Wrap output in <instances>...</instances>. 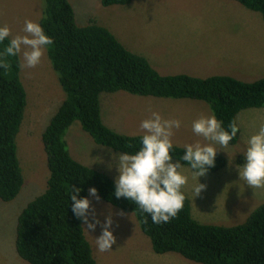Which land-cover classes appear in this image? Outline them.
I'll list each match as a JSON object with an SVG mask.
<instances>
[{"label":"trees","instance_id":"1","mask_svg":"<svg viewBox=\"0 0 264 264\" xmlns=\"http://www.w3.org/2000/svg\"><path fill=\"white\" fill-rule=\"evenodd\" d=\"M235 1L264 19V0ZM131 2L101 0L104 7ZM39 23L53 39L46 50L66 98L43 133L50 177L44 193L32 200L18 218V255L30 264H97L83 221L72 212L69 193L74 185L83 189L81 196H88V189L96 187L103 201L134 213L158 254L178 253L200 264H264V204L236 226L203 224L193 217L192 203L185 193L178 214L167 223L155 224L131 201L117 199L113 178L76 160L67 141L68 130L79 121L98 145L115 152L138 150L142 135L118 133L102 117V94L119 91L203 101L227 128L232 121L237 122L243 110L264 108V78L245 82L225 75H162L146 57L128 50L106 27L94 21L80 26L70 0H45ZM3 47L0 45V49ZM7 64V68H0V199L11 202L25 184L18 137L26 113L27 91L19 58L8 57ZM239 140L238 133L230 145H237ZM183 150L175 145L176 158ZM227 163L217 153L216 164L207 174L222 170ZM242 163L243 155L238 157V164Z\"/></svg>","mask_w":264,"mask_h":264},{"label":"rangeland","instance_id":"2","mask_svg":"<svg viewBox=\"0 0 264 264\" xmlns=\"http://www.w3.org/2000/svg\"><path fill=\"white\" fill-rule=\"evenodd\" d=\"M70 1L80 26L89 25L94 21L106 27L128 50L146 57L162 75L187 73L196 77L201 73L228 74L226 67L229 66L225 64L237 65L236 59L228 61L217 57L215 62L219 66H225L221 67L220 71L191 69L203 64V54H198V44L204 46L207 42H213L214 50H226L231 53L233 48L238 50L239 61L243 66L240 67L245 69L244 75H255L244 77L242 81L254 82L264 77V19L260 13L245 8L235 0H224V3L222 0H132L128 5L109 7H104L101 0ZM44 4L45 0H0V24H7L13 36L23 34L25 20L40 21ZM237 19L241 24L240 30L236 29L240 24H233V20L235 22ZM244 20L247 21L246 28L245 25L243 27ZM224 32L237 34L236 38L231 37V42H227L230 47H227V43L219 45L220 40H216ZM224 41L226 40L223 39L222 42ZM166 59L170 64L164 63ZM246 65L250 68L259 66V72L257 69L250 70ZM21 78L27 91V107L18 137V156L25 184L14 201L4 202L0 199V264H30L23 260L16 250L18 218L23 209L47 188L50 171L43 133L66 98L59 75L53 68L46 49L39 65L35 68H22ZM140 97L143 96L131 95L124 91L103 93L104 122H110L111 119L117 123L120 127L115 131L118 133L143 135L139 125L150 115L149 108L158 111L163 106L165 111L171 112V115L168 114L165 118H177L182 121L181 128L175 130L172 137L174 145L184 148L186 143L197 140L204 142L202 137H197L192 132L191 124L193 120L205 114V106L206 114L212 113L207 103L192 99L154 97H147L149 99L142 103L136 100L128 102L129 98ZM125 98L127 101L123 103ZM237 122L240 127L239 143L218 151V154L227 159V166L200 178V182L207 187L199 196L195 197L192 191L191 186L196 181L191 178L184 188L192 203L193 217L200 223L236 226L244 223L254 210L264 204V188L253 189L245 185L240 181L236 168L238 157L246 148L247 137L253 134L259 125L264 124V108L243 110L238 115ZM67 136L75 145L76 160L82 164L89 163L91 167L103 172L107 168L103 166L105 162L101 159L106 158L115 164L112 157L106 153L114 151L95 143L79 121L70 127ZM98 154L103 156L98 158ZM229 156L234 160L231 166ZM185 173L191 177L190 170H185ZM89 198L96 213H103L99 215L101 221L112 215V230L117 241L112 246V251L100 253L95 246V237L101 234L102 227L98 225L90 233L84 228L97 264H200L178 253H156L134 213L125 212L102 199L97 201L94 197Z\"/></svg>","mask_w":264,"mask_h":264},{"label":"clouds","instance_id":"3","mask_svg":"<svg viewBox=\"0 0 264 264\" xmlns=\"http://www.w3.org/2000/svg\"><path fill=\"white\" fill-rule=\"evenodd\" d=\"M22 32L13 36L7 24H0V45H4L0 49V68L8 67V57H18L21 68H35L41 63L46 47L53 44L52 37L37 21L25 20ZM149 112L150 115L139 125L143 135L138 150L134 153H113L115 164L109 163L108 167L110 170L115 167L118 172L114 181V196L131 201L143 213L150 215L153 223L163 224L183 208L184 188L190 178L196 181L191 186L195 197L207 187L200 182V178L215 166L218 151L230 145L240 127L234 120L225 128L224 122L215 113L202 114L192 121L191 130L204 142L186 143L183 154L176 158L172 137L175 130L181 128L182 121L165 118L151 108ZM245 144L246 148L241 153L243 163L236 165L240 181L253 189L264 188V124L247 137ZM233 162L230 157L229 165ZM186 168L190 170L191 177L185 173ZM82 191V188L72 185L69 193L72 212L84 222L87 232L94 231L98 225L102 227L101 234L95 237L98 252L112 251L117 242L112 230L113 217L108 215L101 221L99 215L103 213L98 215L93 208L89 197L97 201L101 199L96 187L88 189V196H81Z\"/></svg>","mask_w":264,"mask_h":264},{"label":"crops","instance_id":"4","mask_svg":"<svg viewBox=\"0 0 264 264\" xmlns=\"http://www.w3.org/2000/svg\"><path fill=\"white\" fill-rule=\"evenodd\" d=\"M222 3H224V0H222ZM225 4H227V3H225ZM246 22L247 21H245L244 20V22H243V27H244V25H245V28H246ZM248 22H250V20L248 21ZM233 24H240V21H239V19H237L235 22H234V20H233ZM240 26H241V24L239 25V26H236V29L237 30H240ZM236 35L237 34H230L229 32H224L223 34H221L220 36H218V39H216V40H220V42H219V45H221L222 43L223 44H226L227 42H231L230 40V38L231 37H233V38H236ZM217 38V37H216ZM226 40V41H224V42H222V40ZM199 45V48H198V54L199 53H201V54H203L202 55V57H201V61H202V66H199V67H197V68H194V67H191V69H193V70H200V71H206V70H214V71H220L221 70V67H225L224 65H218L215 61H216V58L217 57H222V58H224V59H226V60H228V61H233V60H235L236 59V62H237V65L236 64H225V65H227V66H229V67H226L227 68V71H229L228 72V74L227 73H218V74H207V75H203L202 73L199 75V76H196V77H201V78H206V77H211V76H216V75H225V76H232V77H235V78H237V79H240V80H243V78L244 77H248V78H250V77H253V76H255V75H253V76H249V75H244V73H245V69L244 68H242L243 66L240 64V55L238 54V50L237 49H235V48H233L234 50H233V52L231 53V52H229V51H222V50H214V48H213V45H214V43L213 42H207L206 44H204V46L202 45V44H198ZM227 47H230L229 46V43H227ZM205 52H211V53H205ZM164 63L165 64H170V61H167V59L166 60H164ZM245 64H246V61H245ZM240 66H242V67H240ZM250 70H252V69H257V71H258V67L260 66V64H259V66L258 67H256V66H253V68H250L248 65H246ZM165 67H163V69H164ZM233 68H237V69H233ZM244 72V73H243ZM259 72V71H258ZM179 74V73H178ZM183 74H185V73H183ZM187 74V73H186ZM231 74H234L235 76H233V75H231ZM243 74V75H242ZM172 75H177V74H172ZM261 78H264V77H260V79ZM149 98H147V97H140V98H129V103H130V101L132 102H135V100H136V102H139V103H142L143 101H147ZM101 100H102V97H101ZM126 101H127V98H125V101L123 102V103H126ZM196 106H199V105H194V107H196ZM162 108H159L158 109V112L164 117V116H168V114H169V116L171 115L170 113V111H165V108L163 107V106H161ZM206 107V106H205ZM205 107L203 108V112L206 114V112H205ZM102 108H103V104H102ZM211 110V109H210ZM207 111H209V110H207ZM110 112H111V109H110ZM111 114H112V112H111ZM105 122H106V120H105ZM107 124H108V126L109 127H114V130L116 129V128H118V127H120L117 123H114V122H112V120L110 119V122L109 121H107L106 122ZM71 137V136H70ZM69 137V138H70ZM70 140V139H69ZM68 140V136H67V141H68V144H69V148H70V151H72V153L71 154H73L72 156L76 159V149H75V145H74V143L73 142H71V141H69ZM178 146V145H177ZM99 152H103V150H99ZM106 153H108L111 157L113 156V153H118V152H108V151H106ZM103 154H105V152L103 153ZM100 156H103V155H101V154H98V158L100 157ZM79 158V157H78ZM98 158H97V160H98ZM80 160V159H79ZM101 161L102 162H105V164L103 165L105 168H107V170L105 171V173H107V172H110V169H109V167H108V165H109V161L106 159V158H104V159H101ZM80 162V161H79ZM88 164V166H90L91 167V165L89 164V163H87ZM185 170H189V169H185ZM108 175H110L112 178H113V180L115 181V178H116V176L118 175V172H117V170H116V168L115 167H113L112 169H111V172L110 173H107ZM185 192V191H184ZM187 194V193H186Z\"/></svg>","mask_w":264,"mask_h":264}]
</instances>
